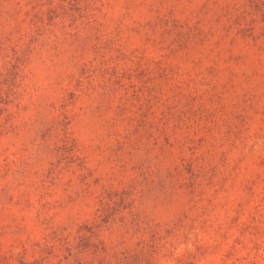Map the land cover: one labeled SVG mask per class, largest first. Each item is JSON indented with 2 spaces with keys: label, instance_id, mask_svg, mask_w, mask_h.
Segmentation results:
<instances>
[{
  "label": "rangeland",
  "instance_id": "obj_1",
  "mask_svg": "<svg viewBox=\"0 0 264 264\" xmlns=\"http://www.w3.org/2000/svg\"><path fill=\"white\" fill-rule=\"evenodd\" d=\"M0 264H264V0H0Z\"/></svg>",
  "mask_w": 264,
  "mask_h": 264
}]
</instances>
